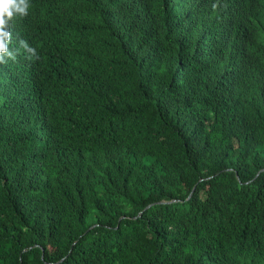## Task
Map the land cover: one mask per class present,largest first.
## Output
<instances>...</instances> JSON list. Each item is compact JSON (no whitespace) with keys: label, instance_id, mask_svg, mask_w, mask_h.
Returning a JSON list of instances; mask_svg holds the SVG:
<instances>
[{"label":"trees","instance_id":"1","mask_svg":"<svg viewBox=\"0 0 264 264\" xmlns=\"http://www.w3.org/2000/svg\"><path fill=\"white\" fill-rule=\"evenodd\" d=\"M29 3L0 264H264V0Z\"/></svg>","mask_w":264,"mask_h":264},{"label":"clouds","instance_id":"2","mask_svg":"<svg viewBox=\"0 0 264 264\" xmlns=\"http://www.w3.org/2000/svg\"><path fill=\"white\" fill-rule=\"evenodd\" d=\"M29 7V0H0V54L7 52L12 22L16 17L27 16ZM32 51L35 53V49Z\"/></svg>","mask_w":264,"mask_h":264}]
</instances>
